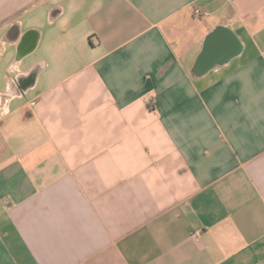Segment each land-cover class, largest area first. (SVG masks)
Masks as SVG:
<instances>
[{
  "label": "crops",
  "instance_id": "crops-1",
  "mask_svg": "<svg viewBox=\"0 0 264 264\" xmlns=\"http://www.w3.org/2000/svg\"><path fill=\"white\" fill-rule=\"evenodd\" d=\"M13 62L0 264H264V0H0Z\"/></svg>",
  "mask_w": 264,
  "mask_h": 264
},
{
  "label": "water",
  "instance_id": "water-1",
  "mask_svg": "<svg viewBox=\"0 0 264 264\" xmlns=\"http://www.w3.org/2000/svg\"><path fill=\"white\" fill-rule=\"evenodd\" d=\"M225 31L224 28H216L206 37L203 50L195 64L196 71L205 70L211 64L228 57L229 49L225 47L227 45L231 48L233 43L229 38L224 36Z\"/></svg>",
  "mask_w": 264,
  "mask_h": 264
},
{
  "label": "clouds",
  "instance_id": "clouds-1",
  "mask_svg": "<svg viewBox=\"0 0 264 264\" xmlns=\"http://www.w3.org/2000/svg\"><path fill=\"white\" fill-rule=\"evenodd\" d=\"M7 71L9 73H16V75L5 82L4 89L2 92H0V95H2L5 99V103L2 107H0V119L7 116L11 110L10 105L14 101V99L19 95L18 91L16 90L18 88V80L20 76L26 75L20 68L18 63L13 62L8 65Z\"/></svg>",
  "mask_w": 264,
  "mask_h": 264
},
{
  "label": "built area",
  "instance_id": "built-area-1",
  "mask_svg": "<svg viewBox=\"0 0 264 264\" xmlns=\"http://www.w3.org/2000/svg\"><path fill=\"white\" fill-rule=\"evenodd\" d=\"M195 13L198 14V15H199V14H202V13L204 14V12H201L199 9H196V10H195Z\"/></svg>",
  "mask_w": 264,
  "mask_h": 264
}]
</instances>
